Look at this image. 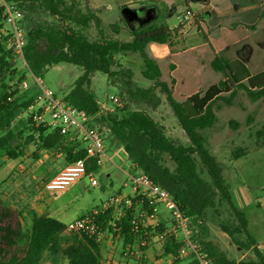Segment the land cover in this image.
Listing matches in <instances>:
<instances>
[{
    "label": "trees",
    "instance_id": "trees-1",
    "mask_svg": "<svg viewBox=\"0 0 264 264\" xmlns=\"http://www.w3.org/2000/svg\"><path fill=\"white\" fill-rule=\"evenodd\" d=\"M6 1L17 8L26 6L33 12L43 11L57 19L55 22L34 21L27 26L25 10L21 9L24 13L20 24L25 36L23 56L27 64L26 71L40 77L48 68L62 63L82 68L83 74L63 100L86 111L93 117V124L100 131L102 126H106L110 134L122 144L133 164L157 185L169 191L190 220L193 241L201 246L213 264H264L260 246L249 232L247 215L235 206L223 176L224 168L209 151L205 137V130L214 127L218 121L215 107L218 101L231 105L240 91H245L253 102L264 98V87L254 89L249 85V81L256 74L262 73L264 67L254 68L257 61H243L250 75L246 81H235L228 68L238 60L237 53L242 50V46L229 42L226 43L225 50L217 51L214 44L206 41L204 46L198 48V57L200 61L203 58L202 61L220 73L222 78L206 91L193 93L186 100L178 101L167 83L161 80L160 65L150 54L148 45L159 43L173 47L178 35L184 30L183 26L171 28L166 23L157 24L147 20V12L151 8L146 7L128 10L129 18H145L143 26L132 32L131 41L124 42L113 38L93 40L83 30L93 20L98 23L99 20L93 13H82L76 4L68 3V0ZM252 10L260 11L261 7L257 6ZM234 14H217L205 7L193 13V20L203 34L201 22L216 25L222 18ZM263 17L264 11L261 10L255 21ZM4 27L3 11L0 9V156L15 160L25 156L33 147L31 154L35 160H39L44 151H56L64 155L68 164L86 159V171L98 172L100 164L95 158H87L81 142L67 143L59 130L37 126L31 117L18 120V116L34 102L36 95L29 94L31 88L23 91L19 87L27 78L26 71L21 72L16 67L15 60L19 59V55L15 52L13 35H5L2 32ZM254 27L255 24L252 28ZM127 53L140 55L144 65L142 75L153 82L152 87H139L132 70L119 63L117 57ZM203 63L199 62L198 66ZM115 66H119V69ZM96 72L108 76L129 107L147 103L154 99L155 90H162L189 143L177 144L167 135L165 127L145 109L135 107L120 118L103 113L96 94L90 89ZM186 74L189 77L187 72ZM231 125L238 127L234 120ZM245 154L246 149L238 147L234 150L233 157L236 159ZM198 161L206 167L211 182L201 176ZM134 201L138 210L148 207L145 202L140 205L137 198ZM222 201L228 205L230 219L220 222L221 229L240 249L252 250L254 258L230 259L208 239V210H216ZM136 214L134 207L128 210L119 221V231L113 232L114 236L123 239L124 247H130V252L140 247L141 240L148 244L151 237H158L169 225V221L159 215L157 224H140L136 229L131 223ZM109 217L110 212L98 216L97 223L102 229L106 227ZM64 231L65 224L56 218L38 214L30 207L18 210L0 197V264H41L46 254L54 263L61 257L65 259L63 264H101L100 243L83 235L66 236ZM110 231H113L112 228ZM160 241L163 254L171 258L168 264H192L179 257V250L184 245L181 237L168 236ZM146 247L140 249L144 250Z\"/></svg>",
    "mask_w": 264,
    "mask_h": 264
},
{
    "label": "rangeland",
    "instance_id": "rangeland-1",
    "mask_svg": "<svg viewBox=\"0 0 264 264\" xmlns=\"http://www.w3.org/2000/svg\"><path fill=\"white\" fill-rule=\"evenodd\" d=\"M200 1L205 2V0H68V3L76 4L82 13L95 14L99 23L97 20H93L90 26L83 30L93 40L113 38L124 42L131 41L132 32L143 26L142 22L145 18H129L128 10L146 7L151 8L147 12L149 13L147 20H152L157 24L166 23L170 27L175 26V28L183 26L186 30L178 35L175 45L171 48L172 53L178 54L157 61L162 71L161 80L167 83L174 97L178 101H182L189 94L206 91L208 87L217 84L222 78L220 73L202 61L203 58L201 61L197 60L198 54L195 53L198 52V48L194 49L195 53L187 51L188 44L185 36L186 33L197 32L195 21L192 19L191 22H181L177 19L188 10L196 13ZM21 9L25 10V25L27 26L34 21L55 22L57 20L43 11L33 12L26 6ZM143 13L145 14V12ZM200 24L204 33L210 35L214 33V29L207 22ZM6 27L10 29L9 25ZM78 29L81 28L78 27ZM239 33L243 37L249 32L240 30ZM199 35L203 39L201 33ZM216 45L221 47L220 43ZM257 45L261 46V44ZM151 55L154 57L153 54ZM247 56L248 48H245L241 60H235L229 65V72L235 81H246L250 75L243 63ZM117 59L123 67L132 70L133 78L139 87L153 86V82L142 75L144 65L139 54L127 53ZM196 61L204 63L198 66L194 63ZM256 64L257 66L254 68L264 67V61H257ZM15 65L21 72L27 69L20 59L15 60ZM176 66L178 70L172 73ZM115 68L119 69V66H115ZM82 74L81 67L62 63L48 68L39 78L44 86L58 98L63 99ZM26 76L31 88L29 94L38 96L41 91L35 82V77L30 71H26ZM249 85L254 89L264 87V72L255 75L254 79L249 81ZM90 89L96 94L103 113L120 118L135 107L145 109L165 127L167 135L177 144L189 143L187 135L182 130L178 118L162 90H155L154 99H150L147 103L129 107L120 96L119 89L109 81L108 76L104 73L96 72L94 74ZM215 107L218 121L214 127L205 130L207 147L223 166V176L234 204L247 215L249 232L256 238L264 255V98L253 102L245 91H240L231 105L224 101H218ZM232 120L238 123V127L231 125ZM102 132L106 157H103L99 171L94 173V178L98 182L96 186L91 185L88 176H84L67 186L63 191H46L44 184L49 175L56 173L57 164H59L56 163L57 160L61 159L65 164L67 162L64 155L58 154L56 151H44L43 157L35 160L31 154L34 148L31 147L24 156V160L19 163L0 156V197L18 210L30 207L40 213L45 210L46 204L53 211L54 218L67 224L96 208H100L119 190L129 192L128 188H123V184L127 180L125 170L131 169L133 162L125 153L122 144L110 134L106 126H102ZM238 147L245 148L247 154L235 159L233 152ZM46 163L49 164L48 167L43 170L37 169L38 166ZM198 169L201 176L211 182L206 167L200 161H198ZM258 201H261L262 206H257ZM156 208L165 220H170V211L164 204L158 203ZM256 216L258 220H256ZM228 219H230V211L225 201L218 204L216 210L209 209L207 224L210 234L208 239L220 251L225 252L230 259L254 258L252 250L240 249L223 232L220 222ZM146 223L153 226L151 220ZM65 235L72 236L71 234ZM106 241L110 245L107 247L108 251L106 252L105 249L104 252L105 254L112 253L113 257L110 259V255H107L105 263L108 260L112 262L111 264H168L171 262V258L163 254L162 242L158 237H151L144 249V255L130 253L129 248L124 247L121 237L106 235ZM59 258V261L54 263L46 254L41 264L65 263V259Z\"/></svg>",
    "mask_w": 264,
    "mask_h": 264
},
{
    "label": "built area",
    "instance_id": "built-area-1",
    "mask_svg": "<svg viewBox=\"0 0 264 264\" xmlns=\"http://www.w3.org/2000/svg\"><path fill=\"white\" fill-rule=\"evenodd\" d=\"M0 9L3 11L5 23L2 32L5 35L8 33L13 35L15 52L27 67L23 56L25 36L20 24L24 13L20 8L12 6L6 0H0ZM177 19L181 22H191L193 13L188 10L182 17L178 16ZM6 25H9L10 29ZM33 76L41 93L18 116V120L31 117L37 126L40 125L59 130L67 143L81 142L86 150L87 158H95L97 163L101 164L103 157H106L104 136L103 132L93 124V117L88 115L86 111L73 107L63 99L58 98L49 88L43 85L39 77H36L34 74ZM19 87L23 91L29 90L30 85L27 78L20 83ZM84 176L89 177L91 185L96 186L98 184L94 178V173L86 171V159H79L74 163L67 164L59 174L44 184V188L48 192L63 191L67 186ZM126 176L127 180L124 182L123 188H128L129 192L121 190L112 195L100 208H96L65 224L64 234L87 236L103 244L106 235L113 236V232L119 231V221L133 207L136 209L137 214L133 217L131 223L136 229L140 224L151 225L146 223L149 220L152 221V225L157 224L160 214L156 206L158 203H161L170 211V220H168V227L158 236V239L164 240L168 236L181 237L184 245L179 250L180 258L192 264H213L201 246L193 241L190 220L181 211L169 191L157 185L147 174L141 172L135 164L126 173ZM135 198L139 199L140 205L145 202L148 207L138 210L137 206H134ZM107 212H110V217L106 223V227L102 229L97 223V218ZM110 228L113 231H110ZM139 246L145 247L147 246V242L141 240ZM140 247L136 251L131 252L133 254L144 255V250L140 249ZM128 248L130 251V247Z\"/></svg>",
    "mask_w": 264,
    "mask_h": 264
},
{
    "label": "crops",
    "instance_id": "crops-1",
    "mask_svg": "<svg viewBox=\"0 0 264 264\" xmlns=\"http://www.w3.org/2000/svg\"><path fill=\"white\" fill-rule=\"evenodd\" d=\"M257 6H260L261 10L264 11V0H207L205 2H201V1L200 3L198 2V8L196 12L207 7L213 10L217 14H234V13L235 14L229 17L222 18L216 25H210L214 29V33L212 35L206 32L205 33L203 32L202 34L198 30L197 26L195 25L197 32L195 33L194 31H192L191 33H188V34L186 33V36H185L186 42L188 44L187 51L190 53L191 52L195 53L194 49L204 46L206 44V41L214 44V46H216L217 48V51H223L227 48L225 46L226 43L234 42L232 45L242 46V50L237 53L239 57L238 59L242 58V55L245 52V48H248L247 59H244L243 61L245 62H254L258 60L263 61L264 60V17L261 18L259 21H255L257 14L261 11V10L260 11L252 10L254 7H257ZM254 24H255V27L252 28ZM171 28H175V26ZM185 30L186 29L184 28L183 32ZM202 30H203V27H202ZM240 30H246L249 33L245 34V36L242 37L239 33ZM200 33L203 39H201V36L199 35ZM217 43H220V46H221L220 48L216 45ZM257 44H261V46H258ZM171 48L172 47L168 46L167 44L150 43L148 45L149 51L151 52V54L154 55V57L156 58L158 62L164 59L165 57H171L172 55L178 54V53H172ZM195 54H198V52H196ZM196 58L198 61H200L199 57H196ZM194 63L198 64L199 62L196 61ZM177 70H178V67L176 66L172 70V73L176 72ZM189 96L190 94L186 96L185 98L182 97L183 98L182 101H184ZM23 158L24 156L18 157L17 159L13 161L16 163H19L24 160ZM56 163H59L57 164L58 169L56 173L54 175H49L48 180L45 183H47L49 180H51L53 177L59 174L68 164V163L67 164L63 163L61 159L57 160ZM48 166L49 164L47 163L43 165L41 164L40 166H38L37 169L41 168V170H43V168L48 167ZM129 170H125V174ZM257 206L259 207L262 206L261 201L257 202ZM38 214L48 215V216L53 217V211H51L50 208L46 204H45V210L41 211ZM256 220H258L257 216H256ZM109 245L110 243H108V241L106 242L104 241V243L101 244V248H102L101 264H111L112 263L110 260H108V262L105 263V258L107 255L108 256L110 255V259H112L113 257L112 253L105 254L104 252L105 249H106V252L108 251L107 247H109Z\"/></svg>",
    "mask_w": 264,
    "mask_h": 264
}]
</instances>
